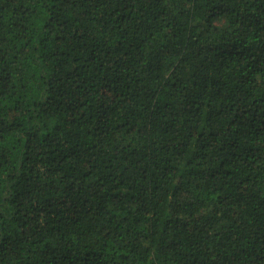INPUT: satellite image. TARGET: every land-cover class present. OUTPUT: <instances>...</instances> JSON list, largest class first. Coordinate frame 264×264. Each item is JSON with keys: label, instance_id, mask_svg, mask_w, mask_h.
I'll return each mask as SVG.
<instances>
[{"label": "trees", "instance_id": "1", "mask_svg": "<svg viewBox=\"0 0 264 264\" xmlns=\"http://www.w3.org/2000/svg\"><path fill=\"white\" fill-rule=\"evenodd\" d=\"M0 264H264V0H0Z\"/></svg>", "mask_w": 264, "mask_h": 264}]
</instances>
